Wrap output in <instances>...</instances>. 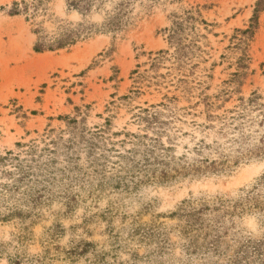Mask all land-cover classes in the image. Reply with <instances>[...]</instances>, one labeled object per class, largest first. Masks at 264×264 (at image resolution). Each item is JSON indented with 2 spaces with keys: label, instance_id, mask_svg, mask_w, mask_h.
Wrapping results in <instances>:
<instances>
[{
  "label": "rangeland",
  "instance_id": "1",
  "mask_svg": "<svg viewBox=\"0 0 264 264\" xmlns=\"http://www.w3.org/2000/svg\"><path fill=\"white\" fill-rule=\"evenodd\" d=\"M0 264H264V0H0Z\"/></svg>",
  "mask_w": 264,
  "mask_h": 264
}]
</instances>
